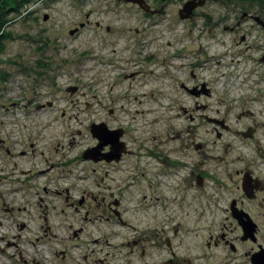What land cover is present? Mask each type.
I'll return each instance as SVG.
<instances>
[{
  "label": "flooded vegetation",
  "instance_id": "1",
  "mask_svg": "<svg viewBox=\"0 0 264 264\" xmlns=\"http://www.w3.org/2000/svg\"><path fill=\"white\" fill-rule=\"evenodd\" d=\"M175 1L130 3L150 18L162 16ZM208 1L181 0L177 10L179 20H192ZM258 4L262 9L260 12L243 11L236 23L224 30L234 33L239 31L242 22L253 21L252 30L238 36V45H244L246 50L254 49L256 60L264 65V4ZM89 17L87 15V23ZM85 25L80 24V28ZM80 28L70 30L69 34L78 33ZM186 57L180 48L171 60L179 61L178 69L183 70ZM192 65L195 68L201 66L199 62ZM179 73L180 79L173 86L190 98L192 104L176 99L177 103L174 101L167 110L173 111L175 106L177 118H184L191 125L185 126L186 137L178 132L170 137L152 138L148 157L153 162L148 173L155 172L154 180L147 181V173L136 167V128L135 135L130 136V129L115 116L118 109L114 107L102 106L104 119L92 122L91 142L77 146L73 139L56 141L48 145V150L53 153L45 156L41 146L42 131L50 125L37 120L31 126L22 127L26 135L16 137L7 129L9 122L3 120L5 116L1 114L22 107V102L14 101L9 107L1 104L0 186L6 185L12 201L0 200V216L9 222L6 234L0 236V241H4L0 250L20 251L21 260L27 264L20 249L23 237L28 239L30 233L35 235V241L56 238L58 235L51 232V218L66 215L69 208L81 216L71 215L74 220L79 219L86 225L74 229L69 238L83 240L81 248L88 251L84 258L89 261L90 257L94 264L108 263L109 247L118 245L110 242V236H121L109 233L108 228L100 226L102 223H115L134 231L135 238L121 242L119 246L130 248L132 254L137 249L143 260L141 264H264V88L259 87L264 84V77L256 82L258 87L244 90L249 94L232 98L209 87L194 69L189 78L186 74L183 76L184 72ZM138 74L134 70L124 79L136 80ZM78 90V86L67 88L71 96ZM34 108L37 113L57 109L52 101ZM73 108L77 112H86L90 105L82 108L75 104ZM60 112L63 116L66 114L64 109ZM97 125L103 129L101 140L93 132ZM173 144L176 147H172ZM80 164L83 167L77 169ZM141 177H145V187L150 192L143 200H150V206L157 208L150 218L147 234L136 236V225L124 219L123 201L118 194L136 187ZM159 177H175L173 184L177 198L174 203L179 204L177 211L181 210L182 216H175L169 206L161 203L162 186L169 187L172 183L166 185L163 180L157 183ZM17 195L20 200H16ZM31 207H36L34 215ZM59 207L61 210L57 211ZM134 214L136 221V207ZM35 220L38 225L46 224L37 234L29 227ZM0 225L3 224L0 222ZM61 254L67 255L65 250ZM147 254L152 262H144Z\"/></svg>",
  "mask_w": 264,
  "mask_h": 264
},
{
  "label": "rangeland",
  "instance_id": "2",
  "mask_svg": "<svg viewBox=\"0 0 264 264\" xmlns=\"http://www.w3.org/2000/svg\"><path fill=\"white\" fill-rule=\"evenodd\" d=\"M7 2L11 4L12 0ZM258 3L209 0L199 15L181 22L177 15L181 0L170 5L162 16L150 18L133 3L119 0H30L24 15L22 10L10 15L14 17L7 29L11 36L5 42L0 61V76H5L0 81V105L9 107L14 101L22 102V107L1 114L5 116L3 120L9 122L7 129L16 137H23L26 135L23 126H31L37 120L50 125L42 131L44 140L41 143L48 156L49 152L53 153L48 150V145L56 141L73 139L77 146L91 142L92 122L104 119L102 106L114 107L118 109L115 116L130 129V136L135 135L136 128V167L147 173V181L154 180L155 172L148 173L153 162L148 157L152 138L170 137L178 132L186 137L185 126L191 125L183 117L177 118L175 106L173 111L167 110V106L177 103L176 99L192 104L190 98L173 86L180 79L179 71L189 78L194 69L209 87L232 98L249 94L244 90L258 87L256 82L264 77V65L256 60L254 49L246 50L244 45H238V36L252 30L253 21L242 22L239 31L234 33L224 30L233 26L243 11L260 12ZM87 15H90L89 23ZM82 23H86L84 28H80ZM76 28H80L78 33L70 35V30ZM180 48L187 55V59H183L186 65L183 70L178 69L179 61L171 60ZM193 62H199L201 66L195 68L191 66ZM134 70L139 72L136 80H125L124 76ZM69 86H78V92L71 96L67 92ZM259 87L264 88V84ZM49 101L55 103L56 110L34 112L35 105H46ZM75 104L82 108L90 105V108L86 112H77L73 108ZM60 109L66 110L64 116ZM82 167L80 164L76 168ZM174 178L159 177L156 182L172 183L169 187L162 186L161 203L169 206L175 216H182L181 210L177 211L179 204L174 203L177 198ZM144 179L141 177L136 187L118 194L123 201L124 219L136 225V236L147 234L150 218L157 208L150 206V200H143L144 195H150ZM7 190L6 185L0 186V200L12 201V194ZM16 200H20L19 195ZM35 209L31 211L32 215L37 213ZM60 210L59 207L57 211ZM66 211L64 216L51 218V232L58 235L56 238L35 241V235L30 233L28 239L23 237L20 249L27 264H33V260L34 264H94L90 257L89 261L84 258L88 251L81 248L83 240L69 238L74 229L85 225L71 215L81 216L69 208ZM0 222L3 224L0 225L1 236L6 234L9 222L2 216ZM43 226L46 224L38 225L36 220L29 224L32 233L36 234ZM100 226L108 228L109 233L121 234L120 237L110 236V242L118 245L109 247L107 264L143 262L137 249L132 254L130 248L119 246L121 242L135 238L132 229L115 223ZM188 241L193 242L192 239ZM3 243L0 241L1 246ZM64 250L65 257L61 254ZM19 253L16 249L0 250V264H24ZM145 261L152 262L149 255Z\"/></svg>",
  "mask_w": 264,
  "mask_h": 264
},
{
  "label": "trees",
  "instance_id": "3",
  "mask_svg": "<svg viewBox=\"0 0 264 264\" xmlns=\"http://www.w3.org/2000/svg\"><path fill=\"white\" fill-rule=\"evenodd\" d=\"M250 2H264V0H248ZM30 0H12L7 2V0L0 1V61L2 60V56L5 52V42L8 38H10L11 34L7 30L8 25H10L14 19V17H10L11 13H20L22 10V14L28 9V3ZM16 17V16H15ZM40 67H44V65H40ZM1 79H5V76H0Z\"/></svg>",
  "mask_w": 264,
  "mask_h": 264
},
{
  "label": "water",
  "instance_id": "4",
  "mask_svg": "<svg viewBox=\"0 0 264 264\" xmlns=\"http://www.w3.org/2000/svg\"><path fill=\"white\" fill-rule=\"evenodd\" d=\"M120 1H125V2H134V3H137V2H139L140 0H120ZM47 17V16H46ZM45 17V18H46ZM72 33L74 32V31H71ZM75 90V89H74ZM74 90H72V91H74ZM96 128H95V130L93 131L94 132V134L96 135V137L98 138V139H100L101 140V138H103V129H101V125H97V126H95ZM97 129V130H96Z\"/></svg>",
  "mask_w": 264,
  "mask_h": 264
}]
</instances>
